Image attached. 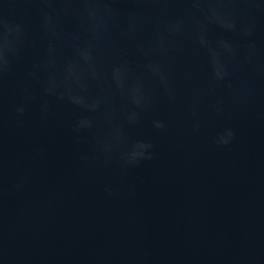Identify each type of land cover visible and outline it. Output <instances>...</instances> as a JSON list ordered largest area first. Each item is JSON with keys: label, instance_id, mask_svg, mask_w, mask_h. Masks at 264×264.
<instances>
[{"label": "water", "instance_id": "1", "mask_svg": "<svg viewBox=\"0 0 264 264\" xmlns=\"http://www.w3.org/2000/svg\"><path fill=\"white\" fill-rule=\"evenodd\" d=\"M0 264H264V0H0Z\"/></svg>", "mask_w": 264, "mask_h": 264}]
</instances>
